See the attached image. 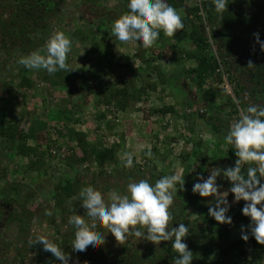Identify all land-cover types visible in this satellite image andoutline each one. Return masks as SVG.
Returning <instances> with one entry per match:
<instances>
[{"label":"trees","instance_id":"1","mask_svg":"<svg viewBox=\"0 0 264 264\" xmlns=\"http://www.w3.org/2000/svg\"><path fill=\"white\" fill-rule=\"evenodd\" d=\"M63 1L0 0V91H8L6 104L12 110V116L7 117L6 107L0 109V142L11 143L9 160L17 156L21 162L27 163L24 168L23 163L11 164V172L3 170L0 179L11 180V173L23 172L24 177L28 176L32 182L47 174L56 180L46 193H41V190L35 193L28 187L30 195L23 197L21 186L14 182L7 186L15 196L6 198L3 191L0 193V234L13 228L12 234H6L8 237L0 235V264H60L43 249L42 244H35L38 237L59 245L70 260L74 258L79 264H173L176 253L171 242L154 246L147 241L142 244L140 240L129 238L126 244L116 245L114 237L107 236L106 229L99 226L96 231L106 234L105 244L95 252L82 255L71 247L75 228L68 223L69 218L73 214L84 216L91 224L81 206L79 193L83 188L92 186L101 192L105 203H109L108 193H125L129 182L146 179L154 185L164 177L157 171V165L172 155L167 151L160 154L155 145L151 148L149 144L151 157L146 155L148 147L128 154L131 149L125 146V141L131 135L130 129L133 131L131 125L119 135L116 133V138L109 144L102 142L101 137H97L99 134L96 135L97 141L89 140L90 132L97 133L101 125H105L108 132H115L114 128L123 124L122 116L134 118L133 113H141L140 121L144 124L182 113L190 117L196 115L193 118L197 117L201 126L208 130L205 136L214 139L215 149L208 158L211 147L207 142H194L193 130H190L191 137L189 134L184 137L182 129L179 132L177 128L175 138L182 139L186 145L191 144L192 153H180L175 157L176 161L168 164H179L183 170L180 177L184 179V185L174 199L172 225L175 228L184 223L189 227L184 243L193 253L192 264H227L230 259H234L233 264H262L264 245H258L251 237L250 219L242 215L245 203H233L234 196L228 194L227 215L232 218V224L220 225L208 215L209 207H214L212 198L207 201L194 194L192 188L199 182L197 177H205L206 171L218 161H236L235 149L226 144L225 136L239 119L240 109L246 110L252 105L264 107V51L255 39V34H259L260 41L264 42V0H227V11L222 14L215 11L214 0H192L195 1L192 6L185 5L187 0H166L180 14L184 29L177 32L174 39L161 32L153 47H140L133 55L124 53L122 48L125 44L112 34L114 22L129 12L128 0H119L120 10L112 15L103 13L105 10L97 9L98 6L89 7L94 17L85 24V29L75 24L70 33L67 30L63 32L72 41L73 48L76 43L86 46L80 53L84 61H93L94 74L102 72L98 76L101 80L97 78L98 92L88 85L83 66L77 68L67 61L68 72L49 75L45 70H29L18 63L34 51L44 54L48 39L55 33L51 21L62 22L59 9ZM79 18L82 19L81 16ZM249 61L253 67H248ZM78 71L80 77L76 86H72L70 74L76 75ZM115 71L122 73V77L112 78ZM34 75L40 85L32 80ZM188 81L192 82L194 89L189 88ZM225 82L229 93L223 87ZM218 86L223 89H218ZM51 90L66 94L61 97L57 111H50L42 120L35 116L37 107L46 104L44 97L38 106L25 110L28 101L39 93L54 97ZM21 92H29L30 97ZM253 92L259 93L258 101L257 96H251ZM175 93L184 96L181 101L173 99ZM19 94L22 99H17ZM163 94H167L168 106L142 107L146 102L159 103ZM90 97L93 98L91 106L103 110L96 116L95 125L77 131V125L86 123L83 110ZM196 107L202 109L197 110ZM16 108H24L25 111L17 114ZM107 118L111 121L107 122ZM26 120L30 122L27 129L23 127ZM163 125L165 128L166 123ZM51 126L62 129L61 132L54 131L55 139L48 133ZM139 134L135 136L138 141L141 139ZM196 135L198 138L203 136L201 133ZM127 154L133 158L131 168L125 167ZM53 168L57 169L60 177H54ZM243 171L246 173L247 166ZM38 193L42 194V200L51 201V211H46L42 204H37L32 210L28 208V203ZM36 220V224L50 227L53 236L40 235L38 230L42 226H32ZM242 229L249 235L246 242L241 239ZM40 233L43 234V229ZM247 248L251 250L252 257L240 262Z\"/></svg>","mask_w":264,"mask_h":264},{"label":"clouds","instance_id":"2","mask_svg":"<svg viewBox=\"0 0 264 264\" xmlns=\"http://www.w3.org/2000/svg\"><path fill=\"white\" fill-rule=\"evenodd\" d=\"M227 0H214L217 13L227 11ZM129 12L122 15L112 26L116 39L131 46L149 49L158 41L161 32L173 38L185 25L180 14L166 0H128ZM255 39L264 51V42L255 34ZM72 49V41L61 31L50 36L44 54L34 51L22 57L18 63L29 70H45L49 75L59 71L68 72L67 58ZM248 67H253L251 61ZM227 145L235 149L237 157L234 167L214 168L205 179L192 188L194 194L202 198H212L214 207H209L208 215L220 225H231L232 218L227 215L229 192L234 196L233 203L245 202L242 215L250 219V234L258 245H264V107L252 105L240 109V117L228 129L225 136ZM152 156L150 146L146 153ZM247 166L246 173L243 171ZM125 167H133V158L128 155ZM223 176L230 184L229 192L220 194L217 178ZM179 184V187L177 186ZM184 179L177 175L161 177L153 185L148 180L129 182L125 193L111 191L109 203H105L100 191L92 186L83 188L79 196L81 206L91 219L89 224L84 216L73 214L68 223L75 228L73 251L85 254L95 252L105 244V235L110 233L118 245L126 244L129 238L147 241L154 246L171 242L176 255L173 264H192L193 253L184 241L189 227L184 223L173 227L172 208L177 192L183 190ZM51 215V212L47 213ZM106 229V234L96 231L97 227ZM241 239H249L242 229ZM42 244L61 264H69L70 257L57 244L44 237H38L35 244Z\"/></svg>","mask_w":264,"mask_h":264},{"label":"rangeland","instance_id":"3","mask_svg":"<svg viewBox=\"0 0 264 264\" xmlns=\"http://www.w3.org/2000/svg\"><path fill=\"white\" fill-rule=\"evenodd\" d=\"M188 2H191V5L193 3L192 0H187L185 5H187ZM91 6H94V7L98 6L97 9H99V10L104 9L105 11L103 13H105L107 15L108 14L112 15L113 13H118L120 10L119 0H65V1H63L61 8L59 9L60 10L59 19L62 22L60 24H58L57 23L58 21L54 22V23L51 21V23H50V25H53V27H54L53 32H56V31L63 32V31L67 30L68 33H70L75 24H78L81 28L85 29L86 28L85 24L88 23L89 21H91V19L94 17V15H92V12H90L88 10V8ZM80 16L82 17L83 21H82V19L80 20V18H79ZM92 30H94V29H92ZM74 47L75 48H73V46H72V49H71L70 54L68 55L67 61L71 62L77 68L83 66L85 68V72H86L85 77L88 81V85L93 87L95 89V91L98 92L99 91V88H98L99 83H98L97 78L99 80H101L98 76H101L102 72H97L98 74H94L95 72H93V71H94L95 67H94V65L92 66L93 61L91 59L84 61V58H82V56H81L82 54L80 52L83 51L82 50L83 47H86V46H82V44L79 45L76 43V44H74ZM132 48L134 49V46L130 47V46H127V44H125L122 49H123L124 53L132 54L133 53V51L131 50ZM240 51H242V48L240 49ZM79 54H80V56H78ZM79 71H78V73H76V75L72 74V72L70 74V82H73L72 86H76V84H77L76 80H78V78L80 77ZM121 75H123V74L122 73L120 74L118 71H115L114 74H112V78L118 79L119 77H122ZM189 79H192V78H189ZM32 80L34 81L35 84L40 85L38 83V81H37L38 79L35 75L33 76ZM180 80H182V79H180ZM110 81H111V79H110ZM183 84L184 83H182V85ZM188 86H189V88L194 89L191 81H188ZM38 89H41L40 86ZM218 89H223V88H222V86H218ZM70 91L74 93V91L72 89H70ZM51 92L54 94V97L53 96L51 97L48 94L43 95V94L39 93L35 99L28 101V103L25 106V110H27V109L32 110V108L35 105L38 106L40 103H42V98L44 97V99H45L44 103H46V104H45V106H42L41 108L37 107V109H36L37 112H36L35 116L37 118H39L40 120H42L43 118H47L50 111H57V108L60 105L59 102L62 99L61 97H64L66 95L65 93H62V91L59 92L58 90H51ZM21 93H26L27 97H30L29 92H21ZM226 93L227 92H225V94ZM166 95L163 94V96H161L162 101H160L159 103L155 102V101L151 102L152 104L146 102V103L142 104V107L146 106V107L154 109V108L162 107V104L164 106L165 105L168 106V104H167L168 100H167ZM181 96H182L181 94L175 93V94H173V99L175 101H181L180 98L184 97V96H182V97ZM251 96H253V98H255V96H257L258 97L257 101H258V99H260L259 93H258V95L256 93H254ZM8 97H9L8 91H5V90L0 91V109H3L4 107H6V109H4L5 114L7 115V117H11L12 116L11 115L12 110L10 108H8L7 104H6ZM18 97L19 98H17V99H22L20 94ZM174 100H173V106L176 107L174 104L176 102ZM92 101H93L92 97L88 98V106L86 108H84V110H83L84 111L83 117L86 120V123L83 125H80V124L77 125V127H76L77 131L78 130L84 131V129L85 130L89 129V126L92 127V125H95L94 122L96 120V116L98 115V113L102 112V110H103L102 108H99L96 110L91 106ZM218 101H219V103H222L220 100H218ZM4 104H6V106H4ZM199 108L200 107H197L196 109L198 110ZM21 110L25 111L24 108L23 109L16 108V113L19 114ZM16 113H15V115H16ZM238 116L240 117V113ZM137 117L134 119L133 117L123 115L122 116V119L124 120L123 124H121L122 126L120 125L121 127H119V128H114L115 132H113V131L108 132L106 130L105 125H101L99 130L97 131V133L90 132L91 134H89V140L90 141H97L96 138L101 137L100 140L102 142L109 144V143L114 141V138H116L117 134L119 135L120 133H122L124 131V128L128 129V127L130 126V123H132L133 125L131 128L133 129V131L130 129L131 135L128 134L129 138L125 141V146L128 147V149H131L130 152H128V154H132V152L135 150L138 151V150L145 149L148 147V144L151 145V148H152V146L155 145L156 149L159 150L160 154H163L165 151H167V153H170L172 155V158H170L169 160H166L163 164L157 165V171L162 173L163 176H169V175L180 176L181 172H183V170L180 168V165L177 164L178 165L177 166L174 163L172 166L168 165L169 161H176L175 157H178V155L180 153H187V154L192 153V145L191 144L186 145V143L182 139L178 140L175 138L178 135L179 129H182V133H183L184 137H187L186 136L187 134L190 135L191 134L190 130H193L194 142L198 141V140H201L203 142H207V139L209 138V135L205 136V134L208 132V130L206 127L201 126L200 120L198 118H196V119L193 118L194 116L190 117V115L188 116L186 113H182V115H177L176 117L175 116H166L163 121H159V122L158 121L152 122L149 120V122H146L145 124L140 121L141 120L140 117H142L141 113H139L137 115ZM111 119H112V117H111ZM109 121H111V120L109 118H107V122H109ZM168 121H169V124H168ZM29 123L30 122H28L26 120L23 124V127L25 129H27L29 126ZM165 123H166V126L164 128L163 124H165ZM52 124H54V123H52ZM177 128H178V131H177ZM48 129H49L48 130L49 136L52 139L56 138L55 132H57V131L61 132L62 131L61 127L53 128L51 126V127H48ZM138 133H140L139 135L141 137V139H139V141H138V138L135 137V136H137ZM198 133H201V135H203L202 138H198L199 135H196ZM97 134H99L100 136H98ZM96 135H97V137H96ZM191 136L192 135H190V137ZM147 139H150L151 141H148ZM141 140H143V141H141ZM170 141H172L171 144H170ZM163 143L165 144V146H163ZM10 145H11V143L5 144L3 142H0V172H2L3 170L4 171L5 170L10 171L11 164L16 165V164H22L23 163V166H22L23 168L27 166L26 162H24V161L21 162L20 157L16 156L12 160H9L10 158H8V153H10L9 152L10 151ZM209 145L211 148L207 154L208 158L212 156V152H214V149H215L213 146V143H210ZM222 154L224 155V153H222ZM223 160L224 159H222L221 161H218V163L214 164V166L207 171H206V167L204 166L205 171L207 173L206 175L208 176L210 174V171L214 168H220V169L224 170V169H227L229 167L235 166V161H231V162L226 163V162H223ZM53 171L55 173L54 177H60V173L57 171V169L53 168V170L51 172H53ZM206 175L204 177L205 179L207 178ZM10 177H11V180L0 179V193L3 191L5 193L6 198H11L12 196H15L14 194H12V192L9 190V188L7 186L9 182H14V183L20 185L21 186L20 194H21V196L25 197V196L30 195V192H29L30 189L33 190L35 193H37L40 190H41V193H42V191L44 193H46V191L48 192L49 190H51L53 188V185L55 184V181H56L52 178L51 174H47L46 176L42 177V179L35 181V182L30 181V178H28V176L24 177L23 172L18 173V174L11 173ZM217 184H218L219 189H220V194H223L225 192H229L231 184L223 176H220L217 178ZM229 194H230V192H229ZM41 195L42 194H39V193L35 194L33 200L30 203H28V205H27L28 208L32 210L33 208H35L37 206V204H42L43 205L42 207H45L46 211H51L52 210L51 201L49 199L46 201L42 200ZM210 198L211 197L206 198V200L209 201ZM37 222H38L37 220L35 222H32V226H35V227L42 226L38 230L40 235H47L49 237L53 236L52 235L53 231H50V227H47V225L43 224L42 222H41L42 225L36 224ZM91 223H92V221H91ZM35 227L33 229H36ZM41 229H43V234L40 233ZM196 231H198V229H196ZM12 233H13V228H11L10 231H9V229H8V231L7 230L4 231L2 234H5V235L9 234L10 235ZM32 233L34 234V232H32ZM2 234H0V235L2 236ZM108 235H111V234L107 233V236ZM6 236L8 237V235H6ZM114 242H116V241L114 240ZM133 242H134V240H133ZM142 244H143V241H142ZM116 245H118L117 242H116ZM10 257H12V253H10ZM251 257H252L251 256V250L249 248H247L245 256L241 257L239 261L240 262L248 261V260H250ZM233 260L230 259V261H228L227 264H233ZM60 264H61V262H60ZM69 264H79V263L76 259L74 260V258H73L71 260L69 259ZM262 264H264V257L262 258Z\"/></svg>","mask_w":264,"mask_h":264},{"label":"crops","instance_id":"4","mask_svg":"<svg viewBox=\"0 0 264 264\" xmlns=\"http://www.w3.org/2000/svg\"><path fill=\"white\" fill-rule=\"evenodd\" d=\"M187 2V1H186ZM185 2V3H186ZM192 2H195V1H192ZM193 4V3H192ZM187 6H192L191 5V2H188V4H187ZM127 46H130V47H132L131 45H128L127 44ZM124 47V46H123ZM142 47V46H141ZM140 47H137V46H134V49L132 48L131 50L133 51V53H136V51L139 49ZM133 53H132V55H133ZM197 108V107H196ZM202 108H199L198 110H201ZM133 115H135L136 117H137V115L138 114H134L133 113ZM194 116H196V115H194ZM136 117H134V119L136 118ZM138 118V117H137ZM197 118V117H196ZM192 121V120H191ZM130 125H131V127H132V123H130ZM128 129H129V127H128ZM125 130H127V129H125ZM179 132H181V130H179ZM212 141H214V139H212L211 138V136H209V138L207 139V144L209 145L210 143H213Z\"/></svg>","mask_w":264,"mask_h":264},{"label":"built area","instance_id":"5","mask_svg":"<svg viewBox=\"0 0 264 264\" xmlns=\"http://www.w3.org/2000/svg\"><path fill=\"white\" fill-rule=\"evenodd\" d=\"M223 87L227 90V92L229 93V86H228V84L225 82L224 84H223ZM261 183H264V180H261Z\"/></svg>","mask_w":264,"mask_h":264},{"label":"water","instance_id":"6","mask_svg":"<svg viewBox=\"0 0 264 264\" xmlns=\"http://www.w3.org/2000/svg\"><path fill=\"white\" fill-rule=\"evenodd\" d=\"M217 42L219 43V45H221V42H220V40H219V39L217 40Z\"/></svg>","mask_w":264,"mask_h":264}]
</instances>
